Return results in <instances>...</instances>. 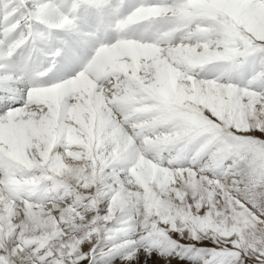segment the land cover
I'll return each mask as SVG.
<instances>
[{"label":"bare ground","instance_id":"bare-ground-1","mask_svg":"<svg viewBox=\"0 0 264 264\" xmlns=\"http://www.w3.org/2000/svg\"><path fill=\"white\" fill-rule=\"evenodd\" d=\"M62 1L0 0V18L5 24H10L3 29L0 21L5 38L3 41L0 39V80L17 79L15 82H18L0 86L1 234L5 232L9 237L16 225L26 228L33 220L40 225L50 226L81 204L79 188L82 190L91 182L98 187L100 196L109 193L116 195L121 208L128 212L123 218L131 217L132 226L140 218V211L149 194L156 199L158 196L160 200L163 194L166 197L169 193L177 195L179 189L172 187V183L175 185L179 181L178 184L186 187H197L199 184L206 192L214 187L210 180L214 174L219 179H225L221 181L222 184L234 183L232 177L238 173L235 168L224 167L223 159L219 164L212 162V157L208 158V151L213 152L214 146L206 143L205 139L194 141L192 136L182 137L180 132L185 127L183 119L176 120L172 125L169 121L172 118L167 117L169 114L160 117V110L153 109L149 104L157 98H173L177 100V106L184 110L186 104L197 106L196 97L199 94L208 103L216 96L228 101L238 93V87L242 86L243 68L238 65L235 55L228 54L233 59L231 62L219 58L227 55L216 52L221 43L220 24L208 17L204 20L194 18L196 8L192 12H181L176 17L170 13L163 14L165 9L175 8V0H160L161 5H157L155 0L152 4H149V0H140L139 9H135L138 0H113L111 4L108 0H81L91 10L97 8L95 5L103 9L108 22L110 19L111 22L117 21L118 17L121 19L113 24L119 26L116 37L105 25L99 33L100 37L93 32L88 34L91 29L86 22L81 25L86 30L81 38L73 29L74 25H69L65 16H60L56 10L55 7ZM133 9V14L128 16L129 21H122L125 12ZM14 12L22 16L12 23L8 17ZM33 19L44 22L38 36L28 30V23ZM152 21L156 29L163 26L166 30L164 35L167 38L160 42L159 47L153 45L156 38L152 43L149 41L151 44L146 43L149 33L157 35V38L164 36L153 32ZM132 24H135L133 27L136 31L132 30ZM57 26L64 28L53 30ZM75 33L77 41L86 39L90 47L81 41L80 45L72 43ZM18 46L20 51H32L36 60L29 53L15 56ZM55 50L60 59L55 76L50 77L47 75L49 72L42 68L48 65L44 55L46 51ZM67 50H71L72 61L65 59ZM76 51H81L83 55H76ZM93 52L99 55L95 59L90 57L88 69L87 66L81 68L82 59H88L87 55L91 56ZM21 63H27V66L21 68ZM14 66L18 70L17 75ZM79 68L80 72L75 70ZM62 71L68 76L60 78ZM226 71L233 77L226 75ZM208 75H211L210 79H207ZM25 82L30 84V88L27 85L26 88L31 92L26 91ZM10 88L13 89L12 96L8 92ZM9 99L20 100V104L7 102ZM244 106L242 111L246 112L247 107ZM262 115L258 109L256 116ZM104 140L107 142L103 143ZM117 146L123 148L120 159L119 153L114 151ZM165 154L169 158L162 165ZM204 154L206 157L202 163L200 156ZM78 160L84 165L79 167ZM42 161L45 164H41ZM93 161L95 166L90 163ZM81 166L86 172H81ZM47 170L60 177L58 188L59 182L65 186L56 192L58 188L53 185V193L46 195L48 199L45 205L40 204L42 199L29 198L28 194L20 192L18 187H25L22 184L24 181L19 182V179L12 177L17 173L18 177L26 178L27 173L32 172L34 178L42 179ZM162 187L164 189L160 191ZM58 193L59 196H52ZM97 197L94 194V198ZM168 204L166 201L159 203L161 207ZM93 247L85 246L89 251ZM2 250L8 255L9 252L13 253L19 260L26 258L14 240L5 243ZM138 251L141 250L133 251L129 257L130 263L131 258L145 257Z\"/></svg>","mask_w":264,"mask_h":264},{"label":"rangeland","instance_id":"rangeland-1","mask_svg":"<svg viewBox=\"0 0 264 264\" xmlns=\"http://www.w3.org/2000/svg\"><path fill=\"white\" fill-rule=\"evenodd\" d=\"M75 1L72 5V0H64L55 8L61 14L60 16H65L69 25H74L72 27L79 36L86 31L81 25L88 22L91 29L88 34L93 32L100 37L99 33L105 25L110 28L109 31L113 37H116L119 27L116 24L121 20L118 19L120 17H116L117 21L112 22L109 18L108 22L107 17L103 14V9L92 4L97 7L92 11L85 7V2ZM108 1L110 4L113 3V0ZM139 2L140 0L136 2L135 9H139ZM155 2L157 5L162 4L160 0H155ZM152 3L153 0H149V4ZM195 8L197 12L194 18H203L204 20L208 17L220 24L221 43L216 52L227 54L223 59L219 56L226 62H231L233 59L229 56L235 55L239 62L238 65L243 68L242 86L238 87V93L233 95L234 98L231 97L228 101L221 96H216L212 102L207 103L205 98L199 94L196 97L198 99L197 106L186 104V110L180 109L177 106V100L173 98H170L171 100L163 99L164 97L157 98L149 104L153 109L160 110V117L169 114L167 117L172 118L169 119L172 125L176 120L183 119L185 127L180 132L182 137L192 136L194 141L205 139L206 143L214 146L213 152L208 151V158L212 157L210 160L219 164L223 159L225 160L224 167L235 168L238 173L232 177L234 183L231 185L222 184L221 181H225V179H219L215 174L211 175L212 179L210 180L214 187L210 192H206L199 184L197 187H186L178 184L179 181L175 185L172 183V187L179 189L177 195L169 193L166 197L161 193L159 194L162 195L160 200L158 196L156 199L151 196L152 194H149L146 198L152 197V199H145L142 206V210H144L140 211L141 216L137 220L139 224L136 223L137 226L136 224L132 226V221L129 220L131 217L123 218L128 212H124V209L121 208L116 195L109 193L100 196L98 187H95L94 182H91L84 189L79 188L82 195L79 201L81 204L63 214L61 218L53 222L54 224L50 225L51 227L40 225L38 221L33 220L26 228L19 224L16 225L9 237L8 234L5 232L1 234L0 231L2 235L0 238V264H127L129 257L136 250H141L138 252L143 253L145 257L131 258L130 264H264V109H262L264 107V0H207V2L175 0L174 9L169 8L162 12L165 15L170 13L176 17L181 12H192ZM135 9L125 12L122 21L128 22V16ZM21 16L22 14L14 12L8 18L13 23L15 18H21ZM0 21L2 22L1 28L6 29L10 26V24L4 23L3 18H0ZM115 22L116 24L113 25ZM152 23L155 27L152 29L153 32L157 31L160 35H164L165 28L162 26L156 29L155 22L152 21ZM135 24H132L131 27ZM41 25H44V22L38 19L30 20L28 30L33 32L32 35L38 36ZM62 28L64 27L57 26L53 30L60 31ZM132 30L136 31L135 27ZM143 31L145 32V30ZM75 34H72L75 38L72 39V43L80 45L81 41L82 44L90 47V42L86 39L83 40L85 43L82 39L77 41V34ZM52 35L55 34L52 32ZM147 35L148 42L146 43L151 44L156 38L159 43L154 41L153 45L158 47L161 45L160 42L167 38V35L159 38L151 33ZM0 39L2 41L5 39L2 29L0 30ZM71 42L70 45L73 47ZM66 43L68 46L67 40ZM17 48L14 52L15 56L25 55V53L34 56L32 51L24 52L19 50V46ZM50 50L53 49L50 48ZM67 51L65 59L72 61L71 50ZM81 53V51H76L75 54L80 56ZM228 54L230 55L228 56ZM98 55V52L91 56L87 55L88 59H82L81 68L84 69L87 66L86 69H88L91 58L95 59ZM58 56L59 53L56 50L46 51L44 55V59L48 60V65L45 67L43 65L42 68L49 72L46 74L50 77L55 76V69L58 67V59H60ZM34 58L36 60L35 56ZM26 64L21 63L20 67L25 68ZM81 68L75 70L80 72ZM50 70L52 71L50 72ZM15 72L17 75L16 67ZM62 72L60 78L68 76L64 71ZM225 74L230 78L233 77L228 71ZM206 77L210 79L211 75ZM15 80L17 79L2 78L0 86L17 84L18 82ZM68 80L70 79L68 78ZM26 85L29 87L30 84L25 82V89L31 92L30 87L27 89ZM8 92L12 96L13 89H8ZM7 102L20 104V100L9 99ZM243 106L247 107L246 112L242 111ZM258 109L262 112V116H256ZM193 132H197V134ZM105 139L108 140L107 137ZM106 140L103 143L107 142ZM122 149L119 146L114 148V151L119 153H117L118 159L121 157ZM125 149L127 150V148ZM205 157L206 154L200 156L202 163ZM168 158L169 155L165 154L162 165ZM90 163L92 166L96 164L95 161ZM41 164H45V162L42 161ZM77 164L79 167L81 164L84 165L79 160ZM82 166L81 172H86ZM27 174L26 178L18 177L17 173L12 175L13 178L19 179L17 180L19 182L23 180L22 184L26 185L18 187L19 191L28 194L29 198L42 199L40 204H47L48 196L46 195L53 193V185L54 188L59 187L57 182L61 180L58 179L60 177L48 170L42 179L34 178L32 172ZM59 184L60 188L55 189L56 192L64 189L65 184L60 182ZM157 185L161 186L159 183ZM163 189L164 187L160 188V191ZM94 194L98 197L94 198ZM59 195L58 193L52 196ZM165 201L169 202V206L161 207L159 203L164 204ZM8 238L14 240L26 254L23 261L17 259L13 253L8 251L10 254L8 255L2 250V246L10 240ZM86 245L94 247L89 251L85 248Z\"/></svg>","mask_w":264,"mask_h":264}]
</instances>
